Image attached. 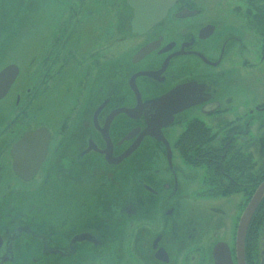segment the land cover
Listing matches in <instances>:
<instances>
[{
	"label": "flooded vegetation",
	"instance_id": "flooded-vegetation-1",
	"mask_svg": "<svg viewBox=\"0 0 264 264\" xmlns=\"http://www.w3.org/2000/svg\"><path fill=\"white\" fill-rule=\"evenodd\" d=\"M0 1V8L5 3L10 12L9 0ZM235 1L238 28L219 11L210 16L212 6L221 7L210 0H179L162 21L140 34L132 30L134 11L126 0H48L42 6L47 12L37 22L52 26L43 38L38 36L41 43L29 62L13 58L0 63V75L16 67L9 89L0 96V264H89L97 259L99 264H240L238 227L264 182V3ZM90 19L97 20L91 30L100 46L83 54V27H90ZM242 30L257 43L246 45ZM128 38L137 40L133 47L112 56L101 52L111 44L128 45ZM147 50L151 52L143 57ZM104 63L114 66L107 87L84 96L83 79L92 82L91 70L98 81V72L108 66ZM239 66L255 74L237 75ZM177 88H184L180 99L193 103L175 114L171 125L158 121L155 128L161 127L164 139H157L148 124L156 113L152 103ZM237 97L252 104L237 113ZM47 115L54 119L44 120ZM193 120L215 136L211 147L254 158L258 187L252 195H247L251 189L231 192L208 180L205 167L186 162L175 143ZM183 123L185 129L172 146L169 131ZM148 129L153 135L144 133ZM36 131L42 134L32 147H18L25 134ZM133 146L137 149L121 161ZM173 147L186 164L205 169L200 190L193 191L196 200L244 196L235 205L230 229L221 224L225 213L220 206L209 208L208 228L184 209L192 198L183 185L189 188L197 180L173 165ZM43 157L31 180L20 177L17 169H32L31 162ZM33 181L38 191L32 199L23 188ZM51 181L63 192H80L88 185L96 213L83 219L77 209L74 225L66 216L43 222L44 208L28 202L38 200ZM250 226L256 234L248 231L246 236L245 264H264L260 205Z\"/></svg>",
	"mask_w": 264,
	"mask_h": 264
},
{
	"label": "rangeland",
	"instance_id": "rangeland-1",
	"mask_svg": "<svg viewBox=\"0 0 264 264\" xmlns=\"http://www.w3.org/2000/svg\"><path fill=\"white\" fill-rule=\"evenodd\" d=\"M11 4V10L10 12L6 11V4L3 3L2 9L0 8V11H3V14H0V63L3 61H11L13 58H19V60H22L26 63L29 62L30 54L35 48L39 47V37L43 38V34H47L48 31L46 28H50L52 25H48L45 23L46 26L42 27L43 25H39V22H37L39 16L42 13H46L47 9L42 7L43 5L48 4V0H9ZM210 2L216 3V5H220L221 7L216 8L212 6V12L209 14L211 15H217V11L220 12L224 17L230 20V24L232 26L236 27V21L238 18L236 15L232 13V9L235 5H237L235 0H210ZM225 2V3H224ZM1 4V1H0ZM225 5V6H224ZM34 9V14H31V11ZM28 11V14L26 15V12ZM107 18V17H106ZM109 19H103V21H106L107 24H109ZM97 20L90 19L86 20L87 25L90 24V27H83V54H87L90 51H97L100 46V39L96 38L95 35L92 34L93 28L97 26V23H95ZM111 23H116L115 19L110 20ZM101 26V23H99ZM99 26V25H98ZM117 26V24H116ZM115 26V27H116ZM42 27V28H40ZM37 31H40L39 33ZM163 33L167 35V31L163 30ZM105 35H101V39H103ZM241 36L244 39V43L250 44L251 42L257 43L255 41V37H253L254 41L251 40V34H246L244 30L241 32ZM137 40L133 38H128V40L125 42L128 45L121 44V45H113L108 49H104L103 54H107L109 56L117 55L121 50H124V47L130 46L133 47L136 44ZM103 43H107L103 42ZM95 49V50H93ZM248 57V56H247ZM237 63L240 62V57L236 58ZM123 63V62H122ZM105 65H108L107 67H103L104 69L100 70L98 72L99 78L98 81H93L94 74L96 75L95 71L89 70V73L91 75L92 82L90 80L86 81L83 79V82H87L86 85V92L84 94L87 95L93 94L94 91H96V88L100 87H107V83L111 80V68H113V63H104ZM124 64V63H123ZM21 66V65H20ZM86 67V66H84ZM264 71V69H263ZM235 73L237 75L245 76L246 78L251 77L252 72L248 71V69L239 68L235 70ZM64 79V78H63ZM252 104L251 101H247L243 99H240V97H237V99L234 100L233 106L237 108V113L241 112V110H246L250 105ZM44 120H52L54 117L52 115H47L43 118ZM185 124H179L174 126V128L169 131V138L172 146H174V142L177 139V137L184 131ZM174 159H173V165L178 166L185 174H192V176L195 178L193 181V185H191L189 188L187 185H183L184 189H188L187 192L189 196L192 198L184 208L188 212H192L193 216L196 220L199 221V223L203 226L208 228L207 226V219L209 218V208L211 206H220L224 211V217L221 219V224L223 222L224 229H230L232 227L233 219H234V211H235V205L236 203L244 197L243 195H236L233 196L231 199L222 201H212V200H196L195 193H193L194 188L200 190L201 185V177L203 173L205 172L204 168H195L192 167L184 162L182 159L180 152L178 150H174ZM257 158V157H256ZM259 162V159H256ZM160 170L163 172L162 169H166V162L165 160H162L160 162ZM53 167V166H52ZM51 167V170H52ZM10 174V172H9ZM197 175V176H195ZM167 178L169 175H165ZM180 178V176H179ZM181 179V178H180ZM16 184L14 185V190L18 186V182L14 181ZM40 185V183H38ZM19 187L22 188V186L19 184ZM23 191L27 193L28 197H32L33 194H35L38 191L37 183L36 181H33L31 185H27L23 188ZM196 191V190H195ZM27 196H25V203H27ZM37 199V198H36ZM32 200L29 201L28 204L31 205L33 202H38L42 209L44 208V211L42 212L40 219L43 222H58L57 217H63L66 216L68 219V223L71 225H74V219L77 216L76 212L77 209L81 210V213L83 214V219L88 218L89 216H92L96 213V199H93L89 196V186L84 185L83 191L75 192L73 190L68 191H60L56 186H54V182L51 181L50 184L47 186V188L44 190V194L40 193L38 200ZM45 202V205H44ZM89 204H94L89 206ZM79 206V207H78ZM83 206V207H82ZM85 208H88L85 209ZM211 227V226H210ZM211 230V228H210ZM226 237L228 234L223 233ZM122 251V250H121ZM127 251V250H126ZM89 264H99L98 259L97 260H89ZM46 264H52L50 261ZM84 264V263H82ZM133 264H137V262L133 261Z\"/></svg>",
	"mask_w": 264,
	"mask_h": 264
},
{
	"label": "water",
	"instance_id": "water-1",
	"mask_svg": "<svg viewBox=\"0 0 264 264\" xmlns=\"http://www.w3.org/2000/svg\"><path fill=\"white\" fill-rule=\"evenodd\" d=\"M129 6L134 11V16L132 19V30L134 33H144L147 32L149 29L154 27L160 21H162L168 11L179 1V0H126ZM151 50H147L145 53L142 51V56L144 57L147 55ZM16 67H9L5 71H3L0 75V88L4 89L3 83H5V89L3 92H0V96L4 95L9 89L15 75ZM12 77L11 79L8 77ZM184 88H177L174 91L170 92L169 94L163 96L162 98L158 99L154 103H152V107L156 109V113L151 116V119L148 121L149 128L151 129L150 125L153 126L151 131H155L154 134L157 139H164L161 133V127L155 128L157 126L158 121L165 120L164 126L171 125L173 123V117L175 114L179 113L183 109L188 108L193 103V99H180L179 96L182 94L181 90ZM142 110L143 108L140 107ZM128 115H131V111L123 110ZM150 129L146 130L144 133L149 135H153L150 132ZM41 132H29L25 134L24 138L19 142L18 147H32L34 145V141L38 140L41 137ZM165 146L170 154V146L166 142ZM137 149V146L131 147L125 154H123L120 158L122 161L125 157L133 153ZM44 157L38 161L31 162L32 169H17L18 174L24 180H31L33 175L38 171L42 160ZM171 157H169V161ZM26 162V161H24ZM27 163V162H26ZM264 198V182L258 187L254 196L250 200L238 227V234H237V249H238V258L240 260V264H245L244 261V244L245 239L248 233V229L251 223V220L258 209L260 203Z\"/></svg>",
	"mask_w": 264,
	"mask_h": 264
},
{
	"label": "trees",
	"instance_id": "trees-1",
	"mask_svg": "<svg viewBox=\"0 0 264 264\" xmlns=\"http://www.w3.org/2000/svg\"><path fill=\"white\" fill-rule=\"evenodd\" d=\"M247 1L252 2L254 5L264 3V0ZM214 138L215 136L205 128L204 124L193 120L187 125L186 130L175 143V147L181 151L184 159L190 165L205 167L208 180H213L216 184H222L221 187L231 188V192L239 189V192L242 193L241 189H251L250 192H247V195H252L258 187L255 184L258 174L255 170L252 172L256 163L254 158L250 154L246 156L240 153L226 155L221 147L210 146L209 141ZM195 156H201V161L198 162ZM260 208L264 211V198ZM255 234L256 227L250 226L249 235Z\"/></svg>",
	"mask_w": 264,
	"mask_h": 264
}]
</instances>
